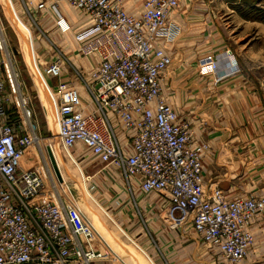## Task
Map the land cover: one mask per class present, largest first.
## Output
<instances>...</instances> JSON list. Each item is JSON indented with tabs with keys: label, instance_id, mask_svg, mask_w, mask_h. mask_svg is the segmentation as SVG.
<instances>
[{
	"label": "built area",
	"instance_id": "built-area-1",
	"mask_svg": "<svg viewBox=\"0 0 264 264\" xmlns=\"http://www.w3.org/2000/svg\"><path fill=\"white\" fill-rule=\"evenodd\" d=\"M63 1L86 22L75 28L74 39L93 66L88 73L75 66L70 78L60 55L46 66L59 80L57 137L63 148L86 152L128 180L137 177L143 193L167 197L161 212L171 227L191 224L204 244L239 264L254 241V217L264 215V195L228 198L219 186L208 190L202 159L210 144L194 142L190 122L165 99L162 79L174 57L163 43L181 35L173 20L181 0H141V15L128 11L129 0H39L35 10L55 12L65 33L74 26L64 20ZM224 58L232 64L223 73L222 56L212 53L199 66L218 80L240 71L230 50ZM8 82L20 96L19 119L9 107ZM28 102L0 17V264H103L110 251L95 247L98 231L69 184L52 173V141L39 135ZM28 154L37 162L23 168Z\"/></svg>",
	"mask_w": 264,
	"mask_h": 264
},
{
	"label": "crops",
	"instance_id": "crops-1",
	"mask_svg": "<svg viewBox=\"0 0 264 264\" xmlns=\"http://www.w3.org/2000/svg\"><path fill=\"white\" fill-rule=\"evenodd\" d=\"M210 3L218 2L182 0L173 15L182 32L175 42L163 43L174 57L162 79L163 92L179 118L190 122L194 142L210 144L202 159L207 189L219 186L228 198L264 195V92L254 82V72H249L264 69V22L247 20L236 13L233 20L244 23V28L228 34L221 21L214 22L216 15L211 14ZM127 7L132 14H142L141 0H129ZM61 10L66 22L84 24L75 8H67L64 3ZM246 24L251 30L245 28ZM226 49L238 62L239 72L218 80L213 71L200 68V58L209 52L220 56ZM85 63L93 68L92 59L86 58ZM230 64V59H222L221 72ZM52 83L57 86L58 80ZM44 86L52 92L47 80ZM116 189L114 196L101 190L100 196L107 201L100 202L118 215L124 228L159 264H232L217 248L204 244L191 224L171 227L160 211L168 204L167 197L143 193L137 177H122ZM250 229L254 241L240 264H264L262 213L256 214Z\"/></svg>",
	"mask_w": 264,
	"mask_h": 264
},
{
	"label": "rangeland",
	"instance_id": "rangeland-1",
	"mask_svg": "<svg viewBox=\"0 0 264 264\" xmlns=\"http://www.w3.org/2000/svg\"><path fill=\"white\" fill-rule=\"evenodd\" d=\"M38 2L39 0H0V17L5 26L9 50L13 56L21 89L29 98L28 107L32 112V122L39 135L47 141L55 139L57 142L55 153L59 159V167L55 165V156L50 155L51 171L69 183L76 196L75 201L98 231L95 247L110 251L109 257L103 264H154L152 260L159 264L147 247L140 244L131 232L124 228L125 226L118 219V215L110 212L107 204L104 205L100 202L101 199H106V197L100 196L101 190L109 192L110 195L117 191L116 186L119 179L125 178L121 175L120 170L112 167L105 168L100 161L86 152L78 155L73 152L76 155L75 160L63 148L57 137V92L56 86L52 82L58 79L47 74L46 66L53 58L60 55L59 57H62L64 61L66 59L64 73L66 78L76 77L75 66L80 67L86 73L90 71V66L85 63L86 57L79 54V46L74 39V30L80 25V22L74 23L69 20L74 29L63 33L57 26L55 12L47 13L35 10L34 5ZM217 2L209 4L211 14L213 17L214 14L216 15L215 23L217 20L222 22L224 30L228 34H232L233 29L236 31L244 28V23L240 25L233 20V14L237 13L247 20L264 22L263 0H217ZM64 3L67 8L74 9L63 1L59 3L60 10ZM24 4L28 5V9ZM74 11L80 14L77 10ZM249 26L246 24L245 28L251 30ZM233 44H235L234 41ZM210 53L216 55L214 52ZM224 54L219 58L222 56L223 59ZM249 72H254V82L259 88L262 87L264 92V84H261L264 82V69H254ZM45 80H47L52 94L44 86ZM13 85V82H8V93L12 96L9 107L14 114L16 113L14 117L19 119L21 118L22 103L18 92H13ZM86 98L89 99V96ZM48 147L50 149L49 145ZM32 152L35 153V149H32ZM42 158L43 161L46 159L45 150ZM35 162L37 160L28 154L21 164L23 168H28L34 166ZM151 244L155 245L154 242Z\"/></svg>",
	"mask_w": 264,
	"mask_h": 264
},
{
	"label": "bare ground",
	"instance_id": "bare-ground-1",
	"mask_svg": "<svg viewBox=\"0 0 264 264\" xmlns=\"http://www.w3.org/2000/svg\"><path fill=\"white\" fill-rule=\"evenodd\" d=\"M30 15H31V14H30ZM31 16H32V15H31ZM164 44H166V43L164 42ZM164 46H165V45H164ZM53 111H54V110H53ZM56 143H57V142L55 141V139L52 141V143H50V144L52 145V147H53L54 152H56V149H55V147H56ZM67 152H68V150H67ZM69 153H70V154L73 156V158L76 160V158H75L76 155L72 154L71 152H69ZM45 160H46V159H45ZM54 162H55V165H56L57 167H59V159L56 157V153H55V159H54ZM60 180H61L60 182H63V183L66 182V183H67V181H66L63 177H62V179H60ZM68 184H69V183H68ZM58 186H59V184H58ZM69 186H70V185H69ZM70 188H71V186H70ZM71 189H72V188H71ZM72 192H73V190H72ZM72 197L74 198V200H76V196L74 195V193H73ZM82 210H83V209H82ZM96 241H97V240H95V242H96ZM247 255H248V254H247ZM246 257H247V256H246ZM246 257H245V258H246ZM245 258H244V259H245ZM244 259H243V260H244ZM243 260H242V261H243ZM242 261H241V262H242ZM241 262H240V263H241Z\"/></svg>",
	"mask_w": 264,
	"mask_h": 264
}]
</instances>
